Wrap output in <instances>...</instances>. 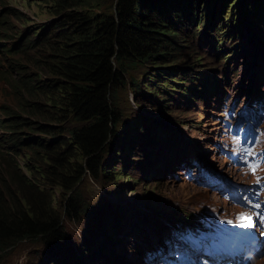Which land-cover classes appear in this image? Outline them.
<instances>
[{"label": "trees", "instance_id": "obj_1", "mask_svg": "<svg viewBox=\"0 0 264 264\" xmlns=\"http://www.w3.org/2000/svg\"><path fill=\"white\" fill-rule=\"evenodd\" d=\"M47 1L52 19L38 23L42 31L38 34L33 24L15 35L18 28L10 16L21 24L28 23L30 17L0 0V38L11 40L0 51L5 59L12 55L0 72L13 89L15 102L14 108L0 105V128L9 134L10 143L5 149L0 143V259L21 241H37L43 252L51 256L71 239H74L73 245H69L72 249L84 246L88 253L89 244H96L97 251L100 247L107 251L111 250L107 245L111 239L120 241L111 232L105 234L99 246L95 236L101 231L69 233L63 219L84 224L80 222L90 201L78 185L85 176L92 180L100 176L111 179L108 174L114 175L113 179L122 176L114 174L116 170L104 160L112 151L110 142L124 121L125 111L119 98L125 89L129 102H139L130 104L132 108L141 110L134 111L139 122L133 135L141 143L153 145L160 140L161 149L169 148L167 152H158L155 159H146L145 168L153 171L145 178L161 181L162 174L170 169L174 148L179 145L170 144L163 140L165 136L155 133L159 120L154 121L143 112L157 108L166 111L172 98L175 101L183 97L188 102V92L195 87L174 79L184 68V63L178 60L184 44L179 40L176 22L186 16L181 31L190 27V33L195 34L194 24L211 0ZM229 1V9H236L239 2ZM240 1L242 10L255 16L264 11V0H253L250 7L247 6L250 0ZM107 3L111 4L110 12L87 10ZM226 19L233 17L228 15ZM259 20L264 23V16ZM251 30L255 38L264 42V24ZM210 31L219 32V25L211 26ZM218 43L215 41V46ZM260 48L258 43L257 50ZM15 66L20 70L13 71ZM139 72L149 79H142L140 74L139 78ZM148 81H154L155 86L150 89ZM210 82L207 89L218 83ZM146 153L152 154L150 148ZM22 158L26 159L27 172L15 162ZM55 189L63 194L58 203L53 198ZM122 218L123 213H119L118 219H111L121 230ZM137 218L129 219L132 225L129 233H137L139 223L146 219ZM187 218L185 214L184 219ZM95 250L93 246L90 253ZM108 254L112 262L105 264H114L113 250ZM74 256L76 264H84L82 256L76 253ZM90 262L93 263L91 259Z\"/></svg>", "mask_w": 264, "mask_h": 264}, {"label": "rangeland", "instance_id": "obj_2", "mask_svg": "<svg viewBox=\"0 0 264 264\" xmlns=\"http://www.w3.org/2000/svg\"><path fill=\"white\" fill-rule=\"evenodd\" d=\"M2 1L3 4L9 3L13 8L22 11L30 17L28 23L21 24L14 16H10L12 22L18 28L15 30V35L25 30L28 25L33 24L37 27L36 31L39 34L43 27L38 25V23L52 19L51 14L48 12L47 0H30L29 2L27 0ZM227 1L229 0H211L209 7L203 8L201 19L194 24L195 34L190 33V27L181 31V26L185 23L186 16L179 18L176 22L177 29L180 31L178 34L179 40L184 44L183 48H181L183 54L178 58L179 63H184L182 66L184 71L180 69L179 73L174 75V79L177 80V77L180 79L177 80L178 82L195 87L196 91L188 92V102L183 97H178L175 101L172 98L166 111L157 108L152 112H143L154 121L159 120V122L157 121L159 124L154 128L155 133L165 136L163 140L169 141L170 144L179 145V148H174V158L170 163V169L174 168L179 158L189 159V157L194 156L186 152V154L179 153L183 142L186 141L185 144L188 145H190V142H193V145L197 144L202 149H200L201 156L204 151L208 155L214 154L215 159H209L215 164H223L224 160L216 155V147L212 142V139L218 136V120L216 117L220 115V112L216 110L215 98L220 100V97L217 91H211L212 96L216 97H210L207 92L210 81L218 82L222 86L228 87L226 90L230 92V100L234 97L236 100H240L237 103V110H240L246 103L249 90L252 92V96H255L259 91L264 92V42L255 38V34L253 35L254 31L252 32L253 29L251 30V27L258 29L263 27L264 23L259 19L260 16H264V11L255 16L249 11L242 10L243 3L240 0H237V3L239 2L237 5L238 9L232 8L230 10V1L229 3ZM252 5L253 0H250L247 6L250 7ZM194 8H196V4ZM87 10L110 12L111 4L107 3L100 7L94 6L87 8ZM231 12L232 14H230ZM228 15L233 17V20L226 19ZM190 19L193 20V16H190ZM214 25H219V32L210 31L211 26ZM1 35L2 33L0 32ZM3 41L0 38V49L2 45H8L11 40ZM215 41H219L216 46ZM258 43L261 47L259 51L257 50ZM250 48L254 50V53ZM41 50L42 48L40 47L39 51ZM29 52L37 54L38 51ZM1 53L0 51V68L4 69V65L10 61L12 55L5 59ZM226 65L229 68H225ZM31 66L32 64L28 65L30 70ZM18 70L20 69L17 66L13 68V71ZM139 74L142 79L145 78L142 72L138 73V77ZM3 76L0 72V105L6 104L14 108L13 89ZM148 83L150 89L155 86L154 81H148ZM159 86L161 87L160 84ZM125 90L121 91L119 98V104L125 111L124 121L123 123L121 122L119 132L110 142L112 151L106 155L104 160L108 167L116 170L114 174L122 173V176H120V179H113L114 175L108 174V177H111L108 180L103 176H100L98 180L86 178L88 175L85 176V179L83 178L78 185L85 197L90 201V207L82 215L83 221L80 222L84 224L68 222L63 219V225L69 233L74 232L80 235L81 230L91 231L92 234L101 231L100 236L103 238L105 234L113 232L120 241L111 239L110 243L118 252H121V250L124 252L128 247L137 248L144 241L143 235L155 232L154 223L156 216L153 213L154 211L164 209L165 212L169 211L170 215L173 212L178 213V217L181 218L185 215L184 212L189 213L192 211L197 214L200 209V201L208 200L211 202L213 196L217 197L213 192H204L196 189L193 183L179 181L180 178L178 180H169L166 179L164 174H162L163 178L161 181L157 182L152 177L145 178L146 174L153 171L152 168H145L146 159H155L158 157V152H167L169 148L161 149L162 142L160 140L153 145L146 142L141 143L140 139L138 140L133 135V129L138 126L139 122L134 111L141 112V110H139V107L132 108L134 104L139 105V102H129L126 96L128 91L125 92ZM155 94L160 95L161 93L156 92ZM7 139H9V134L1 131L0 128V143L3 149L10 146ZM149 148L151 155L146 153ZM10 157L12 158L13 156ZM11 161L14 164V161ZM25 161L26 159L22 158L20 160L17 159L15 162L20 163L21 167L26 170ZM202 164L204 165L203 162ZM33 165L31 158V166L33 167ZM196 175L198 176L199 174L197 173ZM53 198H56L55 200L58 203V201L63 200V194H61L60 190L55 189ZM148 199H152V202H149ZM212 202L216 203L215 200ZM225 207L227 210H231L230 205ZM180 210L184 212L180 214ZM119 213H123L122 230L118 227V224L114 225L111 221L114 217L118 219ZM129 214H134L139 218L147 216L153 221L149 223L140 222L137 234H132L131 232L129 233L132 228ZM109 226L113 228L111 229ZM141 229H143L142 236H140L142 233ZM73 243L74 239L69 240L67 245L55 250V256H51L43 252V246L39 242L21 241L16 243L10 252L2 256L0 264H76L77 260H74L75 253L79 257H83L82 261L85 264L112 262L108 254L111 251L109 249L106 251L100 247V251H97L98 246H95L96 244H89V253L93 246L96 247V250L90 253L89 257L82 249L77 247L72 249L69 245H73ZM103 252L107 253L106 257L102 256ZM133 252L136 254L140 251L135 249ZM133 256V253H129L128 258L132 259ZM90 259L93 263L90 262ZM119 263L123 264L122 260L119 259L114 264ZM143 263H146L144 259H142L141 264ZM251 264H264V255Z\"/></svg>", "mask_w": 264, "mask_h": 264}, {"label": "bare ground", "instance_id": "obj_3", "mask_svg": "<svg viewBox=\"0 0 264 264\" xmlns=\"http://www.w3.org/2000/svg\"><path fill=\"white\" fill-rule=\"evenodd\" d=\"M247 34H249V33H247ZM209 84H212V82H209ZM211 91H217L219 93L220 99L222 98L223 92H222V89H221V85L219 83H217L215 85V87L210 86V88L207 91L210 94V97H216V96H212V92ZM247 94H248V96L252 95L251 91L247 92ZM186 142H183L180 154H184L185 152L186 153H191L192 152L193 154H195L196 157H197V164H194L195 168L198 169L200 166H202L203 165L202 162L204 163L205 166L212 167V168L214 167V165L212 163H210L209 161L205 160V158H204L205 151L204 150H203L204 154L201 156V152H200L201 148L197 144L193 145L192 144L193 142H190V145H191L190 146L188 144H185ZM164 175H171V170L169 169L167 172H165ZM193 186L196 189H198L197 186H195V185H193ZM153 213L156 216L155 223H154L155 224V232L154 233L149 232L148 234L143 235V229H141L142 233H141L140 236L143 235L144 241L141 244H139L137 247L142 248V247L147 246L148 242L151 239H153L154 237H156L161 230H163L164 228H167V229L172 228L173 227V221L178 217V213H173L172 215H170L169 211L165 212L164 209H161L159 211H154ZM145 217H146V219L144 221H141V222L149 223V222L153 221L152 219H149V217H147V216H145ZM135 249L136 248H131V249L125 250L122 254H118V252L113 249V253H114V256H113L114 257V261L113 262L116 263L120 259V260H122L123 264H141L142 258L140 256H138V255L134 254L132 259L128 258L129 253H132V251L135 250Z\"/></svg>", "mask_w": 264, "mask_h": 264}, {"label": "snow or ice", "instance_id": "obj_4", "mask_svg": "<svg viewBox=\"0 0 264 264\" xmlns=\"http://www.w3.org/2000/svg\"><path fill=\"white\" fill-rule=\"evenodd\" d=\"M247 219H250V218H247Z\"/></svg>", "mask_w": 264, "mask_h": 264}]
</instances>
